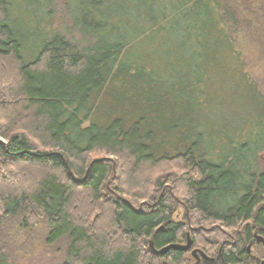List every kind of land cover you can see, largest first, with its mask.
Returning a JSON list of instances; mask_svg holds the SVG:
<instances>
[{
    "label": "trees",
    "instance_id": "16d2710c",
    "mask_svg": "<svg viewBox=\"0 0 264 264\" xmlns=\"http://www.w3.org/2000/svg\"><path fill=\"white\" fill-rule=\"evenodd\" d=\"M243 40L264 54V0H0V264L10 222L59 264H186L148 245L186 230L203 264H260L264 88Z\"/></svg>",
    "mask_w": 264,
    "mask_h": 264
},
{
    "label": "rangeland",
    "instance_id": "374dc122",
    "mask_svg": "<svg viewBox=\"0 0 264 264\" xmlns=\"http://www.w3.org/2000/svg\"><path fill=\"white\" fill-rule=\"evenodd\" d=\"M242 44L243 45L241 47V52L242 54H244V59L248 64L247 71L250 76L258 82L259 87L264 88V54L263 52L261 53L257 47L253 46L252 44H249L248 42H245V40H243ZM263 155L264 148L260 152V156ZM262 165L264 166L263 157ZM110 182L111 181L109 180L108 183ZM108 188L110 187L108 186ZM179 202L180 200H177V204H175V211L172 215V219L174 221L184 222L183 218L185 217V214L187 215V213L184 210L183 206H181L182 203L180 202L179 204ZM11 223L12 222L7 224L9 230L6 231L5 237L7 241H11L10 244L13 246L15 251H17V254L16 256H14V258L12 257L13 259L9 256L7 260L8 264H59L60 258L57 257V253H54V251L51 250L52 248L44 250L43 244L41 243L42 239H40V234L42 232L41 229L35 230L31 236V239L29 238L26 240V235L24 234L21 236L22 231H19L18 233V229L16 228L15 223ZM7 226L5 227V230L7 229ZM187 226L188 228L191 227V225L189 224H187ZM186 234H188V238H191V232L186 230L184 240H180L176 243L184 244L186 241L185 238H187ZM255 243L251 241V243L249 244V247H251L250 252H255V254L259 253L260 255H258L257 257H259V261L261 262L262 260H264V247L260 243H258L259 245ZM30 246L33 249L29 252ZM184 252L186 264H203V261L199 262L200 260H197L194 256L191 255V249H188Z\"/></svg>",
    "mask_w": 264,
    "mask_h": 264
},
{
    "label": "water",
    "instance_id": "95a60500",
    "mask_svg": "<svg viewBox=\"0 0 264 264\" xmlns=\"http://www.w3.org/2000/svg\"><path fill=\"white\" fill-rule=\"evenodd\" d=\"M264 159V155L262 156ZM163 226L158 227V229H156L157 231L159 229H162ZM254 239L256 243H260L263 247H264V238L261 235L258 234H254ZM149 245V249L151 250L152 253L156 254V255H163L164 253H166L168 250L172 249V250H181V251H186L188 249H190L191 247V241L188 238H186V242L184 244H180V243H171L168 245H165L159 249H155L153 247V243L152 240H149L148 242ZM197 253L199 256H197ZM191 255L194 256L197 260L200 258H202L203 260H213L212 258L207 257L203 252H201L198 249H192L191 250Z\"/></svg>",
    "mask_w": 264,
    "mask_h": 264
},
{
    "label": "flooded vegetation",
    "instance_id": "af4514ba",
    "mask_svg": "<svg viewBox=\"0 0 264 264\" xmlns=\"http://www.w3.org/2000/svg\"><path fill=\"white\" fill-rule=\"evenodd\" d=\"M254 242H255V240H254ZM256 244H258V243H256ZM248 246H249V245H248ZM191 250H192V249H191ZM197 256H199V255L197 254ZM200 259H201V258H200ZM200 259H198V260H200ZM260 264H264V260H262Z\"/></svg>",
    "mask_w": 264,
    "mask_h": 264
}]
</instances>
